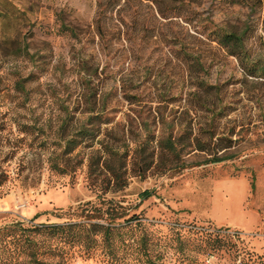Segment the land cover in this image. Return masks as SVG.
<instances>
[{"label":"rangeland","instance_id":"obj_1","mask_svg":"<svg viewBox=\"0 0 264 264\" xmlns=\"http://www.w3.org/2000/svg\"><path fill=\"white\" fill-rule=\"evenodd\" d=\"M223 33L264 66V0H0V264L62 260L49 239L6 228L65 223L51 213L96 200L106 147L127 156L126 187L106 197L141 204L153 231L228 229L264 256V79ZM83 128L99 135L69 153ZM212 137L233 147L217 153ZM101 252L67 264H107Z\"/></svg>","mask_w":264,"mask_h":264},{"label":"trees","instance_id":"obj_2","mask_svg":"<svg viewBox=\"0 0 264 264\" xmlns=\"http://www.w3.org/2000/svg\"><path fill=\"white\" fill-rule=\"evenodd\" d=\"M219 44L231 55L240 58L248 75L264 79V66L250 67L244 63L246 50L242 35L223 33ZM98 132L83 128L81 139L69 142V153L85 141L95 139L99 135ZM212 141L217 153L233 147L232 140L227 138L214 140L212 137ZM177 144L176 140L172 139L160 142L164 151L179 158ZM200 149L209 151L204 146ZM105 153L106 155L101 156L104 158L105 187L96 200L80 204L67 212L51 213L57 218L67 219L68 222L33 225L30 228H24L21 223H17L6 229L17 230L22 234H34L35 237L41 236L55 243L56 251L61 253L62 258L58 264H67L69 253L73 250H80L92 257L98 249L102 250L103 259L107 264H264L263 255L254 252L239 233L230 234L228 229L199 228L193 225L190 228L171 227L166 235L153 231L151 224L144 222L139 214L134 213L141 204L125 206L124 201L106 197L107 193H117L126 187L124 168L127 156L119 155L109 147L105 148ZM101 159L88 164L87 177L92 186L96 185L102 176L103 172L96 169L102 163ZM232 159L230 156H214L207 163L220 164ZM140 162L144 170H148L152 165L148 158ZM185 168L184 164H176L175 167L169 168V171H182ZM4 184L5 179L1 180L0 177V187ZM150 194L143 193L141 199L145 200ZM40 215H36L35 219ZM34 246L36 248V244ZM31 257L39 263L37 252L31 254Z\"/></svg>","mask_w":264,"mask_h":264}]
</instances>
